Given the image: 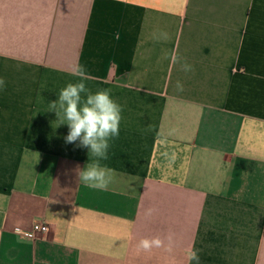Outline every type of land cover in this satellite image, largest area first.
I'll return each mask as SVG.
<instances>
[{
  "label": "crops",
  "instance_id": "crops-1",
  "mask_svg": "<svg viewBox=\"0 0 264 264\" xmlns=\"http://www.w3.org/2000/svg\"><path fill=\"white\" fill-rule=\"evenodd\" d=\"M77 65L123 108L103 189L47 112ZM0 76V264H264V0H0Z\"/></svg>",
  "mask_w": 264,
  "mask_h": 264
},
{
  "label": "clouds",
  "instance_id": "clouds-1",
  "mask_svg": "<svg viewBox=\"0 0 264 264\" xmlns=\"http://www.w3.org/2000/svg\"><path fill=\"white\" fill-rule=\"evenodd\" d=\"M154 39H167V33L159 31L154 34ZM181 66L185 72L192 70L188 63ZM73 75L77 78L76 82H69L59 90L57 98L47 103V112L55 114L56 128L67 126L68 133L64 137L66 144L79 141V147L88 150V162L78 169L79 181L88 187L103 189L113 171L104 162L109 160L110 142L120 134L123 108L112 98L110 89L93 92L87 87L86 81L91 77L84 65L74 66ZM5 87V79L0 76V92ZM176 87L183 90L179 81ZM160 245L158 238L144 239L140 241L139 247L147 251ZM186 257L189 264H200L199 249H189Z\"/></svg>",
  "mask_w": 264,
  "mask_h": 264
},
{
  "label": "built area",
  "instance_id": "built-area-1",
  "mask_svg": "<svg viewBox=\"0 0 264 264\" xmlns=\"http://www.w3.org/2000/svg\"><path fill=\"white\" fill-rule=\"evenodd\" d=\"M50 232V228L47 224L44 223H37L34 225L33 230L28 233L26 236L28 238H36L39 234H48Z\"/></svg>",
  "mask_w": 264,
  "mask_h": 264
}]
</instances>
